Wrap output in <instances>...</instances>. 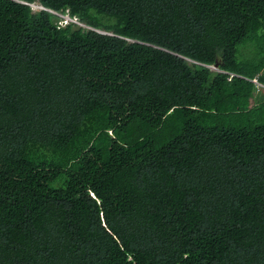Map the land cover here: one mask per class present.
<instances>
[{"label":"trees","instance_id":"16d2710c","mask_svg":"<svg viewBox=\"0 0 264 264\" xmlns=\"http://www.w3.org/2000/svg\"><path fill=\"white\" fill-rule=\"evenodd\" d=\"M254 81L264 0H0V264H264Z\"/></svg>","mask_w":264,"mask_h":264},{"label":"clouds","instance_id":"9594fccd","mask_svg":"<svg viewBox=\"0 0 264 264\" xmlns=\"http://www.w3.org/2000/svg\"><path fill=\"white\" fill-rule=\"evenodd\" d=\"M41 7V6H40ZM43 8V7H42ZM54 14H56V15H58V16H63V17H65V18H67L66 19V23H75V24H77L78 26H80V27H82V28H87V29H90L89 27H87L86 25H84V24H81L80 22H78L76 19H73V18H70L68 15H60V14H57V13H54ZM62 22V21H61ZM66 23H63V25L64 24H66ZM93 30V29H92ZM95 31V30H94ZM98 31V30H97ZM96 31V32H97ZM100 32H102V31H100ZM99 33V32H98ZM103 34H106L105 32H102ZM206 67V66H205ZM213 71V70H212ZM216 72H222V71H220L219 69L216 71ZM222 73H225V72H222ZM254 83H256L257 84V82L256 81H254ZM259 85H261V84H259Z\"/></svg>","mask_w":264,"mask_h":264},{"label":"rangeland","instance_id":"374dc122","mask_svg":"<svg viewBox=\"0 0 264 264\" xmlns=\"http://www.w3.org/2000/svg\"><path fill=\"white\" fill-rule=\"evenodd\" d=\"M35 4H36V6H33V7H32L33 11H34V12H35V11H40V10H41L40 5H39L38 3H35ZM60 18L62 19V22H61L62 24H63V23H66L65 21H66L67 18H65V17H63V16H60ZM241 51H243V50H241ZM245 52H246V51H245ZM240 53H241V52H239L237 56H239ZM256 82H257V81H256ZM256 85H257V87H263V88H264V86L259 85L258 83H257Z\"/></svg>","mask_w":264,"mask_h":264},{"label":"water","instance_id":"95a60500","mask_svg":"<svg viewBox=\"0 0 264 264\" xmlns=\"http://www.w3.org/2000/svg\"><path fill=\"white\" fill-rule=\"evenodd\" d=\"M31 8H32V5H31ZM41 10H43V8L41 7ZM52 13H55V12H52ZM95 31H97V30H95ZM97 32H99V33H101V34H103L102 32H100V31H97ZM107 34V33H106ZM208 69H210V70H213V71H217L218 70V65H217V63L215 64V65H213V66H206Z\"/></svg>","mask_w":264,"mask_h":264},{"label":"bare ground","instance_id":"6f19581e","mask_svg":"<svg viewBox=\"0 0 264 264\" xmlns=\"http://www.w3.org/2000/svg\"><path fill=\"white\" fill-rule=\"evenodd\" d=\"M33 6H36V4H33L32 7H33ZM40 8H41V7H40Z\"/></svg>","mask_w":264,"mask_h":264}]
</instances>
